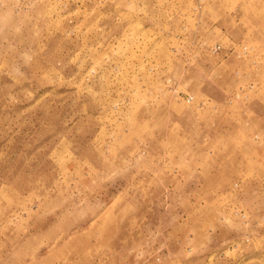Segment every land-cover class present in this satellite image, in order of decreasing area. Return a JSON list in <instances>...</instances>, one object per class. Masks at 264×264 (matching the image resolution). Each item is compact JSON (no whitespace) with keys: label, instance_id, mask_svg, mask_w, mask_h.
Instances as JSON below:
<instances>
[{"label":"rangeland","instance_id":"rangeland-1","mask_svg":"<svg viewBox=\"0 0 264 264\" xmlns=\"http://www.w3.org/2000/svg\"><path fill=\"white\" fill-rule=\"evenodd\" d=\"M0 264H264V0H0Z\"/></svg>","mask_w":264,"mask_h":264}]
</instances>
